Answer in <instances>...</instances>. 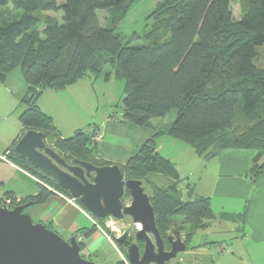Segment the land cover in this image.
<instances>
[{"label":"trees","instance_id":"16d2710c","mask_svg":"<svg viewBox=\"0 0 264 264\" xmlns=\"http://www.w3.org/2000/svg\"><path fill=\"white\" fill-rule=\"evenodd\" d=\"M236 1L243 8L239 22L232 12ZM135 2L0 0V83L19 69L28 86L20 102L25 107L19 115L22 135L42 132L61 155L96 166L111 164L96 159L95 132L80 130L62 139L53 119L38 105L44 92L64 90L90 76L105 82L114 78L124 81V123L151 129L152 120L176 112L171 127L154 133L121 169L127 180L143 184L153 174L174 181L166 187L150 183L156 224L166 245L173 224L186 233L189 243L198 230L211 227L216 216L208 198L183 200L179 175L158 153V139L169 136L205 158L230 149L256 150L259 155L247 175L253 183L264 175V0H158L151 34L167 30L170 37L155 46H132V39L117 32ZM60 11L62 23L47 14ZM98 11L109 12L106 27L100 25ZM16 145L8 153L14 163L72 199L19 157ZM52 195L40 185L39 194L20 205H40ZM6 198L16 203L13 195ZM177 217L183 221L178 223ZM221 219L239 223L245 216L225 214ZM80 247L85 248L83 243Z\"/></svg>","mask_w":264,"mask_h":264},{"label":"crops","instance_id":"0c3cea01","mask_svg":"<svg viewBox=\"0 0 264 264\" xmlns=\"http://www.w3.org/2000/svg\"><path fill=\"white\" fill-rule=\"evenodd\" d=\"M113 80L115 79L112 78L107 83H111ZM78 84L79 82L60 91L48 90L44 92L38 105L45 114L53 119L57 133L62 139L71 138L80 130H90V132H95L96 137L101 136L99 139L95 137L99 150L96 159L100 163L125 166L144 142L152 136L153 132H166L171 127L152 124L151 129H144L124 123L123 114H107L101 118V121H98L97 115L90 116L80 108V104L85 101L82 99V95L74 93ZM27 89L28 86L21 71L17 70L10 74L4 84L0 83V122L2 120L10 122L0 131V201L8 194L18 200H27L37 196L40 192V185H43L53 192V195L47 202L32 205L25 210V213L30 215L35 223L49 225L58 232H66L70 239L79 231L92 230L90 236L83 237L85 243L83 254L86 258L96 264L124 262L125 253L107 239L102 233L104 231L100 228L99 222L78 202L71 203L66 199H71L70 197L42 183L14 163L11 156L9 157L8 153H11L12 146L16 142L18 144L25 135H22V127L19 122L20 114H16V111L20 107L21 100L27 94ZM83 118H85V122L82 121ZM165 137L169 136L165 135L158 139L157 151L174 165L179 175V185L182 178L186 183L190 181V177L197 179V184L194 187L188 186V190L185 192L180 190L183 200L185 196L189 199L187 201H194L200 197L210 199L216 216L214 223L230 222L221 219L225 214L245 216L244 222L240 221V227L237 228L240 235L233 238L235 243L223 250V255H220L219 258L227 259V264L228 260L230 264L237 262L239 264H246V262L247 264H264V175L256 183H253L247 175L259 152L251 149H230L222 151L216 157L205 158L198 156L194 148L188 145L194 155L189 153L185 147H180L177 158H170L162 154L165 147L163 138ZM169 138L173 140L167 141L169 144H173L174 147L178 146L176 145L177 140ZM172 182L174 181L171 180L170 183ZM198 190L199 194L193 199ZM215 200H219V213L215 212L213 208ZM94 221L99 226H96ZM211 228L212 226L208 229ZM192 240L193 238L190 242ZM190 242L187 244V250ZM216 242L211 241L213 244ZM208 246L210 245L207 243L191 246L187 255H183L179 260L176 258L173 262H176L175 264H207L210 262L216 264L214 257L210 258L209 255L204 257L201 253ZM107 248H110V251H107Z\"/></svg>","mask_w":264,"mask_h":264},{"label":"water","instance_id":"95a60500","mask_svg":"<svg viewBox=\"0 0 264 264\" xmlns=\"http://www.w3.org/2000/svg\"><path fill=\"white\" fill-rule=\"evenodd\" d=\"M15 153L41 173L53 179L97 219L117 221L130 217L138 229L136 239L146 245L141 256L135 236L125 230L116 243L128 249L130 264H168L187 250V235L173 224L168 241L170 251L157 228L155 209L142 181L127 180L121 166H96L74 159V166L50 147L42 132L29 131L15 147ZM72 160V159H71ZM129 192L132 202L124 205ZM33 202L10 210L0 205V264H96L81 255L78 236L65 241L41 223H35L25 210ZM154 238V241L152 238Z\"/></svg>","mask_w":264,"mask_h":264},{"label":"rangeland","instance_id":"374dc122","mask_svg":"<svg viewBox=\"0 0 264 264\" xmlns=\"http://www.w3.org/2000/svg\"><path fill=\"white\" fill-rule=\"evenodd\" d=\"M65 0H59L60 3L64 2ZM158 0H136L134 5L131 7L130 12L125 17L123 22L118 26L117 32L123 34L127 39H132V46H155L157 44H161L165 42L170 37V32L167 30H163L161 32L151 34L152 27H153V18L151 14L157 4ZM232 12L233 18L235 22H239L241 16L243 14L242 3L240 1L232 2ZM56 19H59V22L62 23V16L63 12L60 11L58 13H51L49 14ZM98 16L100 20V25L102 27H106L108 25V18L109 12L108 11H98ZM20 72V70H17ZM74 93H78V95H82V99L85 101L84 103L80 104V108L85 112L89 113L90 116L97 115L98 121H101L104 115L113 114L119 115L123 114V91H124V81L121 80H113L111 83H107L103 80V78L95 79L94 76H90L85 78L81 82H79L78 86L74 90ZM85 97V98H84ZM25 109L24 106H21L16 111V114H20ZM176 112L170 113L166 118H156L152 120V124L154 126L160 125L163 127L165 125L171 126L174 122V118L176 116ZM85 122V118L82 119ZM93 122V121H90ZM10 122L7 120H2L0 122V131L3 130L4 127ZM154 135V132L153 134ZM164 144L165 147L162 151L164 156H169L170 158H177L178 152H180V147H185L188 149L189 153L194 155L193 150L186 144L182 142L176 141V147L173 144H169L167 141H173L169 137H165ZM97 143V141L95 142ZM48 144L52 147L53 143L48 142ZM55 148V147H54ZM190 177V176H189ZM170 178H166L163 176H159L157 174L151 175L146 181H144V187L146 189V193L149 197H153V191L151 189L150 183H155L158 186L166 187L170 183ZM197 184V179L191 178L189 182H185L182 178L180 181V190L185 192L188 190L189 187H194ZM199 194V190L195 193L193 199L197 197ZM203 194V193H201ZM206 195V193H204ZM184 200H189L186 196ZM132 202L131 197L128 195L124 198V204L130 205ZM219 200H215L213 208L215 212H218ZM219 213V212H218ZM220 219L219 216H217ZM176 221L181 223L183 221L182 217H177ZM100 228L103 229L102 232L109 241L114 243L119 249H121L117 243L116 238L125 230H130L132 234H134L137 230V227L133 225L132 219L130 217H126L124 220L117 221L115 219H109L104 222H99ZM49 226V225H48ZM240 227L239 223H222V222H215L212 225L211 229L206 230H198L195 235L193 236V240L190 242L188 246V250L178 255L177 260L181 259L183 255H187L190 252L191 246H195L199 243H207L210 246L205 247L203 251H201L202 255L206 257L207 255L210 258L214 257V261L216 264H227V259L219 258L220 255H223V250L228 249L232 244L235 243V238L240 235V232L237 231V228ZM56 230V229H54ZM57 231V230H56ZM58 232V231H57ZM59 235L65 240H70V236L66 232L59 231ZM234 238V239H233ZM81 244L85 246L83 242V238L80 239ZM211 241H217L216 243H211ZM110 251V248L106 249ZM125 253V260L128 259L126 255V251L122 250ZM208 253V254H205ZM230 255H228L229 257ZM231 257V256H230ZM102 259V258H101ZM209 259V258H208ZM127 262V263H126ZM125 264H129L128 260L124 261ZM175 264L176 262H171V264ZM207 264H211L207 263ZM228 264L229 260H228ZM233 264V263H232ZM236 264H239L237 262ZM247 264V262H246Z\"/></svg>","mask_w":264,"mask_h":264},{"label":"flooded vegetation","instance_id":"af4514ba","mask_svg":"<svg viewBox=\"0 0 264 264\" xmlns=\"http://www.w3.org/2000/svg\"><path fill=\"white\" fill-rule=\"evenodd\" d=\"M62 156H63L64 158H66L65 155H62ZM67 163H68L69 165H71V166L77 165V164H75V162H74L73 160H71V159H70V160H67ZM127 193L129 194L128 191L126 192V194H127ZM129 196H130V194H129ZM130 197H131V196H130ZM124 198H125V197H124ZM124 205H125V204H124ZM20 206H21V205H20ZM125 218H126V217H125ZM125 218H124V219H125ZM109 219H113V218L104 219V220H102V221H107V220H109ZM124 219H123V220H124ZM98 220H101V219H98ZM97 224H98V223H97ZM133 225H134V224H133ZM98 226H99V224H98ZM135 226H136V225H135ZM136 227H137V230H138V229L142 230V227H141V228H139L138 226H136ZM137 230H136V232H135L133 235L135 236V241H136L138 247L140 248V252H141V256H142L143 253H144V249H145V245H146V243H145L144 240L138 241V240L136 239V233H137ZM129 231H130V230H129ZM170 232H171V231H170ZM122 233H123V232H122ZM122 233H121V234H122ZM130 233H131V231H130ZM183 233H184V232H183ZM121 234H120V235H121ZM131 234H132V233H131ZM76 235H77V234H76ZM120 235H119V236H120ZM74 236H75V235H74ZM74 236H73V237H74ZM77 236H78L77 241H78L79 244H81L82 241H80V239L83 238V236H82V237L79 236V235H77ZM117 237H118V236H117ZM151 238H152V240L154 241V238H153V237H151ZM71 239H72V238H71ZM71 239H70V240H71ZM70 240H68V242H70ZM164 243H165V242H164ZM187 244H188V243H187ZM119 247H120V246H119ZM170 249H171V245H166V244H165V250H166V251H170ZM123 250L126 251L127 258H128V249H127V248H123ZM83 251H84V250L81 249V255H84V254H83ZM126 260H128V259H126ZM89 261H90V260H89ZM174 261H175V260H174ZM171 262H173V261H171ZM171 262H169L168 264H171ZM128 263H129V261H128ZM129 264H130V263H129ZM172 264H173V263H172Z\"/></svg>","mask_w":264,"mask_h":264},{"label":"built area","instance_id":"2783aa9c","mask_svg":"<svg viewBox=\"0 0 264 264\" xmlns=\"http://www.w3.org/2000/svg\"><path fill=\"white\" fill-rule=\"evenodd\" d=\"M97 139L101 138V136H97L96 137ZM4 160H7V158H4ZM67 200H69L71 203H74L75 200L73 199H68L66 198ZM20 201L21 200H16V203H14V200L10 199V198H5L3 200V203L1 206L5 207V208H8L10 210H13L15 208H17L18 206H20ZM95 225L98 226V224H96V222L94 221ZM126 261V260H125ZM127 263V262H126Z\"/></svg>","mask_w":264,"mask_h":264},{"label":"bare ground","instance_id":"6f19581e","mask_svg":"<svg viewBox=\"0 0 264 264\" xmlns=\"http://www.w3.org/2000/svg\"><path fill=\"white\" fill-rule=\"evenodd\" d=\"M139 228H141V225H138Z\"/></svg>","mask_w":264,"mask_h":264}]
</instances>
